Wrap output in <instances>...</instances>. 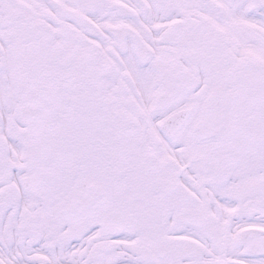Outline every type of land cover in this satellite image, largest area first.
Segmentation results:
<instances>
[{
  "label": "snow or ice",
  "instance_id": "1",
  "mask_svg": "<svg viewBox=\"0 0 264 264\" xmlns=\"http://www.w3.org/2000/svg\"><path fill=\"white\" fill-rule=\"evenodd\" d=\"M0 264H264V0H0Z\"/></svg>",
  "mask_w": 264,
  "mask_h": 264
}]
</instances>
